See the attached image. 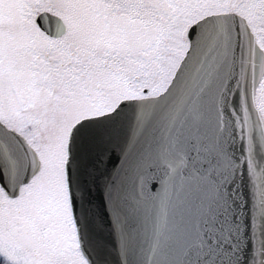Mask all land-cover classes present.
Masks as SVG:
<instances>
[{"label":"snow or ice","instance_id":"6c2138e0","mask_svg":"<svg viewBox=\"0 0 264 264\" xmlns=\"http://www.w3.org/2000/svg\"><path fill=\"white\" fill-rule=\"evenodd\" d=\"M0 264H264V0H0Z\"/></svg>","mask_w":264,"mask_h":264}]
</instances>
